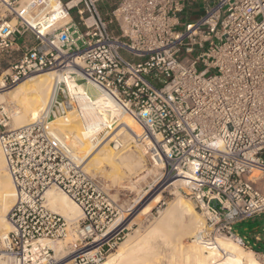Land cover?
<instances>
[{
	"label": "built area",
	"instance_id": "1",
	"mask_svg": "<svg viewBox=\"0 0 264 264\" xmlns=\"http://www.w3.org/2000/svg\"><path fill=\"white\" fill-rule=\"evenodd\" d=\"M73 1L0 0V53L10 57L3 87L57 73L56 92L28 122L13 125L20 109L0 102V142L16 190L0 264H98L123 237L113 225L115 201L52 124L75 107L63 94L66 76L143 126L165 179L184 180L206 239L234 240L264 262V251L234 230L264 212V0H206L203 16L184 28L191 0H117L105 12L109 0ZM52 186L81 206V218L50 209ZM72 226L81 244L60 259L48 241Z\"/></svg>",
	"mask_w": 264,
	"mask_h": 264
},
{
	"label": "bare ground",
	"instance_id": "2",
	"mask_svg": "<svg viewBox=\"0 0 264 264\" xmlns=\"http://www.w3.org/2000/svg\"><path fill=\"white\" fill-rule=\"evenodd\" d=\"M57 12L58 14L65 12L62 5L57 7ZM68 17L69 15H67V18ZM56 79L57 73L49 71L34 74L29 79L19 82L13 86V88L10 87L7 90H5V88H0V99L4 100L7 95V97L11 99V104L16 103V105L12 107L13 110L20 109L21 107L25 108V111L19 110L15 114L13 125H19L27 121V118H29L28 120L35 118L39 108L46 103V99L56 92L54 83ZM64 80L66 81L67 89H64L63 94H67V92L71 94V98L74 99L75 107L69 111L66 117L61 119L64 120L65 118L66 122L70 123L74 118H78L79 124H74V130L72 131L63 130L60 126L56 127L55 123H53L55 120H53L52 124L58 131L56 132L57 135H59L58 133L60 132H66L68 136H71L68 138L63 133L65 137L71 140V145L75 151V156L79 159L78 161L84 163L85 158L88 159L91 158L93 154H97L95 159L94 156L92 157L95 161L91 158L92 161L90 160V162L92 164L90 165L88 161V165L94 166L96 163H105L108 164L110 168L112 167L116 170L121 167H125L126 169V166L132 169L134 168L133 162L138 165L139 162H141V158L139 159L137 156L136 159L134 156H131L127 150H121V152L120 150H114L112 147H109L108 141L114 139L116 135L117 137L119 134L121 135V132L126 131L129 132L138 144L151 142L153 138L146 135L143 126L130 114L119 108L110 97L99 94L96 98L92 99L86 93L84 86L74 81L71 76H66ZM3 86L4 83L1 84V87ZM70 115H74L75 117L73 116L74 118L70 120ZM74 120L77 122V119ZM115 130L117 131L115 132ZM108 131L111 133L108 134ZM101 132H104L103 137H98ZM113 132H115V134L107 140ZM94 139H97L96 143L93 142ZM116 148L119 147L116 146L115 149ZM4 151V147L0 143V218L2 219V222H0V231L4 230L6 231L4 234H6L12 229L8 211L10 212L16 201V190L13 178L6 170ZM78 152H82V156ZM157 156L155 157L158 164H161L163 167L160 161L161 155L157 154ZM86 164L87 163H85V165ZM95 166H98V164ZM85 167L90 170L87 165ZM100 170L101 169L98 171ZM120 170L122 171V169ZM113 171L111 172L114 175L115 172L117 174V171ZM162 181L163 183L157 190L165 186L171 189L176 188V186L179 188L184 184V180L182 179H165L164 181L163 178L159 183ZM55 188L56 189L50 188L46 191V198L50 209L61 214L68 220L78 219L82 215L81 207L68 193L64 192L59 187ZM152 189H154V187ZM176 192L178 191L175 190V193ZM184 196L183 193H177V196L170 203L169 207L163 209L166 211H164L163 214L160 212L162 214H160L161 218L159 217V221H156L157 223L152 226L151 230L147 232V235L145 234L146 236H138L131 245L124 243L126 245L124 249L120 248L121 250L118 254L109 255V258L101 264H158V259H160L158 255L162 251L159 250L160 245L162 248H166L165 252H167L165 254L162 253V256L167 259V263L170 262L171 264H263L258 261L253 250L245 251L243 247L234 240L225 242L220 239L215 241L206 239L204 235L206 222L198 216L194 203L185 199L186 196ZM153 200L154 201L151 200L152 203L161 201L160 195H156ZM6 217L9 223L6 221ZM117 221L118 220H116L113 225L118 224ZM10 226L11 229L9 230ZM125 229L127 228L125 227ZM184 236L192 240L191 247L188 249L179 243L182 242L179 240L184 238ZM48 242L52 245L50 241ZM53 247L55 248V245ZM62 247L63 246L60 244L57 246V250L59 249V251L55 250L58 255H61V258H64L66 255L63 254L64 248L62 249Z\"/></svg>",
	"mask_w": 264,
	"mask_h": 264
},
{
	"label": "rangeland",
	"instance_id": "3",
	"mask_svg": "<svg viewBox=\"0 0 264 264\" xmlns=\"http://www.w3.org/2000/svg\"><path fill=\"white\" fill-rule=\"evenodd\" d=\"M116 2H117V0H109V4H107L106 6L102 5V11L105 12L107 7L108 8L111 6L113 7ZM59 5H60L59 1H56L53 6H55L57 8V7H59ZM63 9L65 10V8H63ZM204 12L205 11H203V10L199 11V12H193L191 14L189 13V15H187V17H183L181 28H184V25L187 21L194 22V21L199 20L203 16ZM72 14H73L74 20H76L78 18L77 10L73 9ZM70 19L71 18L66 17L64 20L59 21L58 25L64 24L65 22H67ZM9 61H10V57L6 53H0V82H1L0 88H4V87H1V84L3 83V77H1V76L3 74H6L5 72L7 71V69L10 66ZM45 72H49V71H44V72L39 71V72H36L34 74L45 73ZM29 78H27V79H29ZM27 79H25V80H27ZM7 89L8 88H5V90H7ZM84 89H85V91L86 90L88 91V93L90 94L92 99H94V97L98 95V91L92 85L85 84ZM5 99L4 100L0 99V102L6 101V102L10 103L11 99L9 97H7V95L5 96ZM24 109L25 108H23V107L20 108L21 111ZM24 113H26V112H24ZM73 116L72 115L69 116V117H71L70 120H72L75 117V116L74 117ZM28 119L29 118H27V121L20 123V124H24V123L28 122L29 121ZM57 119L53 123H55L56 127L60 126L63 130L72 131V130H74L73 129V127L75 126L74 124H76V123L79 124L78 118H74V119H77V122L73 119L70 123L66 122L65 118H64V120L61 118L60 119L57 118ZM60 120H62L63 122ZM59 121L62 123H60ZM116 131L117 130H115V132ZM115 132H113L107 138V140L111 136H113L115 134ZM63 133L68 138L71 137V136H68L66 132H63ZM110 133L111 132L108 131V134H110ZM121 133H122L121 135L119 134L118 137H117V135L115 137L118 138V140H120L121 142L123 141L122 142L123 146H120L119 148L115 149L116 146L112 141L114 139L109 140L108 145H109V147H112L114 150H117V151L120 150V152H121V150L122 151L127 150L131 154V156H134L136 159H137V156L139 159L141 158V162H139L138 165L135 162L132 163L134 165L133 167L135 169L134 168L131 169V168H128L126 166V169H125V167H123L124 169L121 167V168L116 170V169H113L111 167L114 170L113 171L108 164L100 163L101 164L100 165L99 163L94 162L95 161L94 159L97 157V154H93L91 156V158L94 156V159L92 158L94 160L93 162L96 163V164H94V166H90L92 164L90 162V160L92 161L91 158H88V159L85 158V162L82 163L83 169L86 172L90 173L92 176L98 178L102 182V184H103L105 190L107 191V193L109 194V196L115 201V205L117 206L116 208L118 210V213L113 217V223L116 220H118L117 221L118 224H116V225H119V226L123 227V229H124L123 233H122V235H123L122 239L118 242V244L115 246L114 249H112L111 251L108 252V254L104 258V260L99 262L98 264H101L104 261H106L109 258V255L112 256V255L118 254V252H120L121 249H124V247L126 246L125 244L131 245L135 241V239L138 238V236H142V235L146 236L147 232H149L151 230L152 226L155 225L159 221V217L161 218V215L164 213V211H166L163 209H167L169 207L170 203L177 196V193H183L185 195V191H184L185 190V184H182L181 187H179V188H177V186H176V188L171 189L170 187L165 186V187H162V188L157 190V188L159 186H161V184L163 183V181L161 183H159V181L163 178L165 181V178H166L165 174H164V172H165L164 161L160 160L161 163L163 164V167L161 166V164H158L156 157L152 154V151L150 150V147L148 145V144H150V142H145L144 144L143 143L138 144V142H136L135 139L132 138V136L129 134V132L125 131V132H121ZM103 134H104V132H101L100 136L98 135V137H103ZM68 140L71 142L70 139H68ZM96 141H97V139L93 140L94 143H96ZM1 145H2V143H1ZM122 147H123V149H122ZM78 153L81 156L83 154L82 152H78ZM4 156L6 158L5 151H4ZM88 161L90 162V165H88L89 164ZM85 163H87L86 164L87 167L90 166V167H88L90 170L86 169ZM5 164L7 167L6 170H7L8 174L10 175V173L8 171V166H7V159H6ZM97 164H98V166H95ZM93 167L94 168L99 167V168L94 169ZM99 169H101V170L98 171ZM120 169H122V171ZM111 171H113V172L117 171V174L115 172V175H114ZM157 183H159V184L157 186H155ZM55 187H57V186H52L50 188L56 189ZM153 187H154V189H152ZM175 190H177L178 192L175 193ZM59 191H61V190H59ZM158 194L161 197V201H158V202L155 201L152 203V201H154L153 199ZM185 199H187L188 201L191 202V200L187 196L185 197ZM148 201H150L151 203ZM150 204H151V206H150ZM195 208H196L198 216L201 219H204L202 214L199 212V210L197 209L196 206H195ZM80 209L82 210V208H80ZM150 211H151V213H150ZM8 213H9V211H8ZM81 216L79 218H81ZM7 220H8V218L6 217V221ZM204 221H205V219H204ZM0 222H2V219ZM125 227L127 229H125ZM10 229H11V226H10L9 230ZM234 230L240 236L244 237L250 243V245L253 247V249L259 250V251H264V212L258 213L256 215L252 216L251 218H247V219L240 221L239 223H237L234 226ZM5 232L6 231L1 230L0 235L4 234ZM219 239L223 240L225 242L232 241L230 239H223V238H219ZM179 241H182L179 243H181V245L183 247H185L187 249L191 247V244H192L191 238L184 236V238H182ZM59 243L63 246L62 249L64 248L63 254L66 255V256H64V258H65V260H67L69 258L71 251L75 247H77L81 244L80 241L78 240V236L75 233V227L72 226L69 229V234L65 238L57 240L55 242H52V245L53 246L55 245V248L51 245L54 250L55 249L57 250V246L60 245ZM160 248H159V250L160 251L162 250V251L158 255V257H160V259H158V264L160 262H161L160 264H166L167 259L162 256L163 255L162 253H164V254L167 253V252H165L166 248H164V247L162 248L161 245H160ZM243 249L245 251L246 250L250 251V249H247V248H243ZM56 250H55V252H56ZM57 251H59V249ZM167 251L170 252L169 250H167ZM255 256H256V254H255ZM57 257L60 259H63V258H61V255L57 254ZM256 258H257V256H256ZM258 261H260L261 263L264 264V262L259 260V258H258ZM168 263L171 264L170 262H168Z\"/></svg>",
	"mask_w": 264,
	"mask_h": 264
},
{
	"label": "crops",
	"instance_id": "4",
	"mask_svg": "<svg viewBox=\"0 0 264 264\" xmlns=\"http://www.w3.org/2000/svg\"><path fill=\"white\" fill-rule=\"evenodd\" d=\"M75 1H73V3ZM205 3H206V0H191L190 4L188 6V9H187V15H189V13L191 14L193 12H199V11H202V10L204 11L205 10ZM69 17H70V15H69Z\"/></svg>",
	"mask_w": 264,
	"mask_h": 264
}]
</instances>
